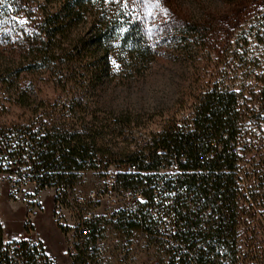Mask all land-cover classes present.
<instances>
[{
    "label": "rangeland",
    "instance_id": "1",
    "mask_svg": "<svg viewBox=\"0 0 264 264\" xmlns=\"http://www.w3.org/2000/svg\"><path fill=\"white\" fill-rule=\"evenodd\" d=\"M54 4L15 0L16 11L0 8V219L5 231L14 233L19 224L25 230L32 222L50 224L57 195L60 227L75 229L76 236L80 222H100L111 245L109 202L84 204L77 198L102 187L128 150L129 135L194 127L200 98L216 86L237 94L235 254L233 262L226 257L224 263L264 264V0H161V8L141 0L135 9L140 16L153 12L157 23L167 22L161 28L136 22L152 50L149 59L113 47L103 56L96 44L31 49L43 11ZM94 10L88 7L70 28L69 39L79 33L91 41ZM13 16L26 18L27 24H15ZM49 123H63L95 145V164L75 172L58 192L38 184L26 166L3 152H9L8 137L13 144L28 133L22 127L37 130L38 138ZM14 177L22 181L15 190Z\"/></svg>",
    "mask_w": 264,
    "mask_h": 264
},
{
    "label": "built area",
    "instance_id": "2",
    "mask_svg": "<svg viewBox=\"0 0 264 264\" xmlns=\"http://www.w3.org/2000/svg\"><path fill=\"white\" fill-rule=\"evenodd\" d=\"M127 144L129 156L105 175L102 187L77 200L84 204L107 201L112 221L125 216L133 225L112 226L111 245L104 231L91 240L81 227L76 242L85 245L92 264H210L207 247L234 242L217 230H226L229 203H237V194L229 197L219 186L224 182L220 173L227 172L225 152L236 155V142L227 134L213 140L195 127H168L131 134ZM194 160L201 166L186 167ZM214 163L219 169L212 168ZM121 175L140 181L139 186L122 187ZM21 184L18 178L11 179L13 190ZM214 186L218 189L212 190ZM61 208L57 201L55 220ZM30 229L10 241L0 238V264H54ZM224 259L220 257L221 264H227Z\"/></svg>",
    "mask_w": 264,
    "mask_h": 264
},
{
    "label": "trees",
    "instance_id": "3",
    "mask_svg": "<svg viewBox=\"0 0 264 264\" xmlns=\"http://www.w3.org/2000/svg\"><path fill=\"white\" fill-rule=\"evenodd\" d=\"M52 1L55 2L54 7H49L48 11H43V17L38 25L39 31L37 35H34L31 49L76 50L85 49L89 44H96L103 56L110 47H113L135 53L137 59L152 58V50L145 40V35L139 24L134 23L129 26L125 23L129 20V16L122 15L123 5L112 3L111 0L109 2L106 0H45L48 3ZM88 7L95 9L93 13L95 25L91 30V41L86 40L79 33L75 40L69 39L70 28L77 25L86 16ZM122 26L128 29L126 33H119ZM63 43L67 47L62 46ZM236 96V93L218 89L216 86L202 95L199 105L196 107L198 112L194 126L202 136L206 139L220 140L223 134H227L230 139L234 138L237 118L233 110L236 106ZM22 129L27 130L28 133L22 131L23 134L13 144L8 137L4 147L9 152H3L16 159L19 165L26 166L41 186L55 187L58 192L61 188L67 187V183L72 180L75 172L83 170L87 164L94 165L96 162L94 143L88 141L83 133L69 128L63 123L44 125V134L38 138H36L37 130L32 131L30 127H22ZM189 152L193 155L192 148ZM225 155L227 172L222 171L220 173L224 176V182L219 186L228 193L229 197H234L238 190L234 176L236 155L229 151L225 152ZM128 156L129 151L127 150L121 161ZM200 166L199 161L194 160L192 164L186 167L196 169ZM212 168L219 169V166L214 163ZM119 184L124 188L137 187L140 181L127 175H121ZM211 189H218V186ZM58 197L55 196V202H57ZM235 210L236 204L230 202L229 225L226 230H217L218 234H224L229 239L234 233ZM111 223L115 228L124 229L133 225V222L125 216L116 221L111 220ZM81 227L88 231L91 240L104 231L100 222L83 221L77 226L76 238L79 236ZM207 248L208 254L212 257L210 264H221V256L229 258L230 262L234 260L233 244L226 243ZM75 250L76 253L71 257V264H92L91 257L85 251V245L76 242Z\"/></svg>",
    "mask_w": 264,
    "mask_h": 264
},
{
    "label": "crops",
    "instance_id": "4",
    "mask_svg": "<svg viewBox=\"0 0 264 264\" xmlns=\"http://www.w3.org/2000/svg\"><path fill=\"white\" fill-rule=\"evenodd\" d=\"M42 199V195H41ZM53 197H51V200ZM40 211L34 213L32 217L38 214ZM0 238L2 241L13 240L14 237H21L26 233L24 227L19 224L20 228L14 233L8 234L2 221ZM41 241L44 251L52 259L54 264H71V257L76 253L75 244L76 236L73 234L75 229L61 228L57 222H55L54 215L52 214V208L50 207V224L48 225H36L32 222L30 229Z\"/></svg>",
    "mask_w": 264,
    "mask_h": 264
},
{
    "label": "snow or ice",
    "instance_id": "5",
    "mask_svg": "<svg viewBox=\"0 0 264 264\" xmlns=\"http://www.w3.org/2000/svg\"><path fill=\"white\" fill-rule=\"evenodd\" d=\"M106 2H109V0H106ZM112 3H119L123 5V11L122 15H127L129 16V20L125 21V23L129 24L131 26L132 24L136 22H144L148 28H161L162 25H166V21L161 20L160 23H157V17L153 12H149L147 17H142L140 16L136 11V7L138 4L141 2V0H111ZM145 3L148 2H153L154 6L156 8H161V0H144ZM15 0H0V8H3L5 5H7V8L9 11H16L17 9L14 7ZM162 11L165 14L171 15L170 9L167 7L162 8ZM12 21L17 24V25H26L27 24V19H21L19 16H13ZM2 23V21H0ZM3 30L0 29V32ZM128 31L127 28L121 27L119 29V33H126ZM13 239H16L14 237Z\"/></svg>",
    "mask_w": 264,
    "mask_h": 264
}]
</instances>
